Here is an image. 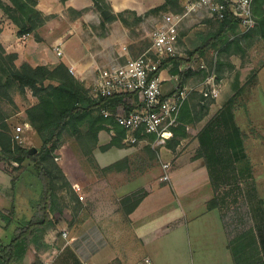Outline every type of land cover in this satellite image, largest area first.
<instances>
[{"label":"trees","instance_id":"16d2710c","mask_svg":"<svg viewBox=\"0 0 264 264\" xmlns=\"http://www.w3.org/2000/svg\"><path fill=\"white\" fill-rule=\"evenodd\" d=\"M93 1L95 9L102 17V29L106 28L107 23L116 20L122 21L127 26L125 18L127 13L137 16L132 11L115 14L107 0ZM178 1L181 0H166L163 5L152 9L149 14L165 11L170 4ZM37 5V0H0V9L16 25L19 36L33 33L48 20V17L37 9ZM253 10L254 13H258L257 28L239 35L240 22L228 10L225 19L220 21L219 30L208 34L203 44L190 53L187 59L181 57L164 59L156 73L170 64L173 65V72L179 74V87H182L195 56L204 55L209 48H216L219 54L229 51L231 47L237 50L241 46L242 36L249 37L255 33L264 36V0H254ZM78 14L80 15L81 12ZM137 18L139 21L144 20V17L137 16ZM1 27L0 24V34ZM231 37L233 40H230ZM17 58L16 53H7L0 42V102L9 97L11 88L19 87L22 91L29 88L33 91L37 103L28 108L27 115L29 122L40 136L42 145L36 153H32V148L14 144L7 132L9 125L5 121L6 116L0 113V160L17 164L15 170L21 169L19 176L12 178L13 192L18 191L20 183H25L36 193V200L32 205L33 214L29 219L15 218L13 214L7 216L2 214L6 222L4 230L10 231V236L3 234L0 237V264H24L32 246L39 252H45L50 248L45 242L44 235L55 225L57 194L54 170L58 167L53 159L55 151L61 145L63 135L67 133L81 144L89 141L94 147L99 141V133L111 126L114 135L102 149L121 148L126 138V130L116 122L114 116L106 117L103 111L107 110L115 114L121 106H124L127 112L141 106L137 93L94 97L91 89L71 74L69 67L64 63L36 67L24 64L22 69H19L15 65ZM219 65L218 61V68ZM131 97L133 104L127 101ZM202 99L205 100L203 96ZM207 108L208 105H201L200 113ZM235 111L236 99L231 97L197 134L199 148L196 156L204 160L216 193L208 203V208H219L225 218L232 208V203L237 204L236 210L239 213H241L240 206L243 205L247 207L249 216L253 220V225L239 233L230 243L236 264H264V235H262L264 201L259 197L251 160L246 151L247 135L238 124ZM201 118L203 116H193V108L186 103L181 111L180 124L173 128L167 148L175 150L180 140L188 137L187 125ZM146 138L151 144L155 140V135H148ZM117 164H113L108 169ZM135 195L137 194L123 199L124 204H130L126 205V214L133 213L148 192L133 199ZM242 219L240 224L237 223V228L243 227ZM226 224L229 223L226 221Z\"/></svg>","mask_w":264,"mask_h":264},{"label":"crops","instance_id":"0c3cea01","mask_svg":"<svg viewBox=\"0 0 264 264\" xmlns=\"http://www.w3.org/2000/svg\"><path fill=\"white\" fill-rule=\"evenodd\" d=\"M108 1L115 14L132 11L140 17H145V14L166 2V0ZM37 2V9L48 17L46 23L38 29L37 40L32 35L18 39L14 33L6 30L0 35V41L6 49L19 53L23 61L45 66L64 63L72 68L74 76L89 88L94 84L99 71L115 58L121 56L122 60H125L132 57L131 51L124 49L126 45L134 42L128 28L122 21L116 20L107 23L103 29L105 33L102 34L99 30L102 17L95 9L93 0H37ZM83 10L87 11L80 18H74V13ZM151 16L149 14L145 20H150ZM57 49H61L63 55H58ZM173 70V65L170 64L160 71L163 79L162 89L166 94L179 77ZM257 76L259 83L256 88L257 95L245 98L243 102L241 100V105L236 103L235 112L238 124L247 135L246 151L251 160L259 197L264 201V66ZM232 89L228 97L221 102H219L221 90L218 98L206 101H218L220 109L236 90L238 91V84L234 83ZM206 110L209 111L210 106ZM240 114L245 118L244 126L240 124ZM204 117L197 123L187 125L188 137L182 138L175 150L159 149L161 152L165 150L166 153H173L174 158L178 155L174 178L179 172L185 173L187 179L184 181L185 187L182 186L184 190L180 192L181 184L178 182L171 181L169 187L167 184L162 185L161 182H164L162 180L158 182L156 179L144 177L143 181L146 186L151 187V192L129 215L127 222L130 227L123 229L124 233L118 230L113 233L109 216L102 213L101 223L86 224V231L72 241L71 247L62 249L53 264L60 262L72 264L71 257H75L80 264H138L145 257L151 258L154 264H236L230 243L239 233L253 225V220L249 213L243 215L242 212H237L235 203H232V208L225 218L219 208L209 209L208 203L216 193L204 160L192 159L186 154L179 155L191 139H194L193 149L198 150L197 134L209 121ZM114 150L119 152L118 159L130 157L132 153V149L117 147L105 153ZM193 151H188V155ZM170 189L173 193L179 191L180 197L183 192L184 197L181 198L185 200L183 201L186 212L160 208L158 211L143 213L146 203L152 200L154 194L159 191H162V194H170ZM170 199L172 200V197ZM242 218L245 220L243 227L237 228V223L240 224ZM226 221L229 224H226ZM128 237L133 239L131 241L133 247L130 249L132 254L129 256L125 255L123 250ZM82 241L85 244L84 251L80 248ZM69 248L70 255L62 258ZM82 252L84 254H79ZM30 258L31 254L25 263L30 262Z\"/></svg>","mask_w":264,"mask_h":264},{"label":"rangeland","instance_id":"374dc122","mask_svg":"<svg viewBox=\"0 0 264 264\" xmlns=\"http://www.w3.org/2000/svg\"><path fill=\"white\" fill-rule=\"evenodd\" d=\"M191 1L193 0L174 2L170 4L165 11L150 13L152 16L150 20L147 21L145 18L148 16L149 12L145 14L144 20L142 21H139L134 14H125L128 23V25L125 26L128 28L129 35L134 42L126 45L124 49L125 51H131L133 55L125 60H122V57L118 56L114 60L117 59V61L125 62L127 59L136 58L148 50L151 47L150 33L155 26L159 24L162 15L166 12L183 13L186 5ZM86 11L87 10L80 11V15L78 14L79 12L74 13L73 16L74 18H80ZM257 15L258 13H255L258 21ZM0 24L2 26L1 34L6 30L11 34L14 33L18 39L25 38L29 35H32L36 40L39 38L38 30L28 35L19 36L18 28L1 9ZM100 27V32L104 34V30L100 29ZM219 28L220 20L212 18L207 14H193L192 17L186 19L180 32L181 58L187 59L190 53L203 44L208 34L217 32ZM241 34V28L239 27V35ZM240 39L241 46L239 49L235 50V48L231 47L229 51H225L218 55L220 65L219 68L217 65L216 69V82L222 94L219 102L228 97L229 93L233 90L232 87L234 83L238 84V91L236 90L232 97H235L238 105L242 104L241 100L243 102L245 98L257 95L258 93L256 91L259 84L257 74L264 66V36L255 33L249 37L242 36ZM230 40H233V38L231 37ZM3 47L7 53L17 54L18 58L15 60L17 68L22 69L24 64H30L27 61H23L19 53L12 49H6L4 45ZM60 51L61 49H57V54L63 55V53L60 54ZM216 52H218L216 48H209L204 55L195 56L194 61L191 63L195 68H190L187 72L183 81V86H194L198 87V89L202 87L205 78L211 73L214 63V53ZM201 60L205 62L207 69H199L202 63ZM30 65L33 67L40 66ZM179 81L178 77L175 81L176 84L169 88L167 94L172 93L179 87ZM89 88L92 91L94 87L92 85V87ZM163 93L166 94L165 92ZM132 100V97L127 99L129 104ZM217 102L218 101H206L202 99V94L200 92H195L188 101L189 105L193 108V116H205L204 119L207 120H210V118L218 112L220 104H217ZM36 103L37 97L31 89L26 88L22 91L19 87L11 88L9 97L0 102V113L6 116L5 121L9 125V131L7 132L12 137L14 144L22 145L27 148H36L38 150L42 145V141L35 128L29 122L27 115L28 108ZM201 105L210 106V110L207 111L205 109L200 113ZM119 108L126 110L124 106ZM198 121L199 120H196L193 123H197ZM239 121L242 126L245 125V118L241 114L239 116ZM25 124H28L25 133V142L19 143L14 138L15 129ZM108 129L102 130L99 133V141L94 147L89 141L86 144H81L73 136L67 133L63 135L61 145L55 151V157L53 159L58 167V169L54 170V183L57 194V211L54 214L55 225L49 228L44 235L45 242L50 248L45 252H39L32 246L28 251L29 255H27L25 259V261H27L28 256L31 254V261L24 264H46L49 259H53L54 263L60 255L61 250L66 247H71L72 241L77 237L79 238L82 233L86 231V224L90 222L101 223L102 213H107L109 216V223L113 228L111 230L113 233L117 230L123 232V229L129 228L130 226L127 222L129 214H126V205L128 206L130 204H124L123 199L132 194H137L133 199L143 196L145 192H148L149 195L151 187L146 186L143 178L148 177L150 179H156L158 182L160 180L164 181L162 179L164 174L162 168L163 163H171V169L170 180L161 182L162 185L167 184L170 187L169 183L174 181V183L178 182L181 184V188L179 189L180 192L185 189L182 188V186L185 187L184 181L187 179L185 173L179 172L174 178L178 155L174 158L175 155L173 153H166L165 150L161 152L159 149L154 150L148 140L142 138L137 144L127 143L124 140L121 148L132 149V153L130 157L118 159L120 155L116 150L108 152L107 154L105 153L116 147L107 150L102 149V147L106 146L111 141L114 135L112 127L108 126ZM192 141H194V139H191L184 146L179 155L186 154L187 157L197 159V151L193 149ZM188 151L193 152H191V155H188ZM98 157L101 162L98 160ZM115 163H118L117 166L108 169ZM15 167H18L17 164H9L0 160V237L3 234L4 236H10V231L4 230L6 222L2 218L3 213L5 216L13 214L12 216L15 218L24 219H29L33 214L32 205L34 203L33 201L36 200V193L29 189L25 183H20L17 189L18 191L13 192L12 178L19 176L21 173V169L15 170ZM136 185H141V187ZM169 191L170 194H162V191L154 194L152 200L146 203L145 208L142 210L143 213L158 211L160 208H173L180 213L186 212L187 209L184 206L185 200L181 198L184 197L183 192L180 197L179 191H177L179 195L176 194L177 192L173 193L171 189ZM171 197L172 200L170 199ZM12 211H14V213H12ZM239 211L242 212L243 215H248L249 213L247 207L243 205L240 206ZM242 221L245 220L242 219ZM64 233H67L66 237ZM131 241H133V239L128 237L123 245L124 253L128 256L132 254L130 252V249L133 247L131 246ZM84 245L82 241L80 247L82 251H84ZM70 253L71 248L67 249L66 254H63L62 258H67ZM79 254L84 253L82 252ZM62 258H60V260ZM71 259L73 260L72 264H80L75 257H71ZM59 264H61V262Z\"/></svg>","mask_w":264,"mask_h":264},{"label":"built area","instance_id":"2783aa9c","mask_svg":"<svg viewBox=\"0 0 264 264\" xmlns=\"http://www.w3.org/2000/svg\"><path fill=\"white\" fill-rule=\"evenodd\" d=\"M253 3L254 0H193L186 5L183 13L166 12L162 15L159 24L150 33L151 47L148 50L125 62L116 59L99 71L91 91L94 97H108L119 93H137L139 96L141 106L130 112L120 108L115 114L103 111L106 117L114 116L116 122L126 130L127 143L137 144L142 137L147 140L146 136L155 135V140L151 143L153 149L167 148L173 128L180 124L182 108L195 92H200L205 100L220 96V87L216 82L219 51L214 53L211 73L205 78L201 88L182 86L170 94L163 93V79L160 72H156L162 60L182 56L180 32L186 19L193 14H207L222 21L229 10L239 20L241 32L245 34L258 25ZM201 61L199 69H207L205 62ZM190 68L195 67L191 65ZM69 70L74 75L73 69ZM26 128L28 124L15 129L14 138L19 143L25 142ZM162 168V179L169 181L171 163H163ZM46 264H53V259H49ZM138 264L154 263L151 258L145 257Z\"/></svg>","mask_w":264,"mask_h":264},{"label":"water","instance_id":"95a60500","mask_svg":"<svg viewBox=\"0 0 264 264\" xmlns=\"http://www.w3.org/2000/svg\"><path fill=\"white\" fill-rule=\"evenodd\" d=\"M31 152H32V153H36V152H37V149H36V148H32V149H31Z\"/></svg>","mask_w":264,"mask_h":264}]
</instances>
